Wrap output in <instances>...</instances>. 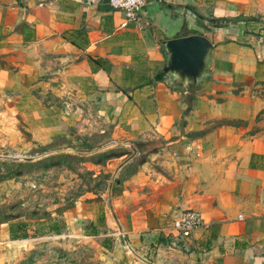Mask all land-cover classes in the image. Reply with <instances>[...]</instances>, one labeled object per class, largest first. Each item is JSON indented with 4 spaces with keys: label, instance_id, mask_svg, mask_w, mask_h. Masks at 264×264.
<instances>
[{
    "label": "crops",
    "instance_id": "0c3cea01",
    "mask_svg": "<svg viewBox=\"0 0 264 264\" xmlns=\"http://www.w3.org/2000/svg\"><path fill=\"white\" fill-rule=\"evenodd\" d=\"M261 17L264 0H147L123 26L107 0H0V94L22 101L30 125L94 136L101 150L154 144L110 189L100 223L96 204L78 201L113 263L264 264ZM189 34L214 46L206 75L181 86L161 71V42ZM187 208L203 225L180 238L171 220Z\"/></svg>",
    "mask_w": 264,
    "mask_h": 264
},
{
    "label": "rangeland",
    "instance_id": "374dc122",
    "mask_svg": "<svg viewBox=\"0 0 264 264\" xmlns=\"http://www.w3.org/2000/svg\"><path fill=\"white\" fill-rule=\"evenodd\" d=\"M21 105L0 94V264H116L109 247H102L104 234L90 235L91 226L84 225L90 216L78 213V201L94 202L100 223L110 214V189L119 194L117 184L154 144L138 139L101 150L94 136L74 143L70 129L47 134L30 125ZM120 152L125 153L107 158ZM111 225L105 229L120 236ZM23 233L27 237L13 238Z\"/></svg>",
    "mask_w": 264,
    "mask_h": 264
},
{
    "label": "water",
    "instance_id": "95a60500",
    "mask_svg": "<svg viewBox=\"0 0 264 264\" xmlns=\"http://www.w3.org/2000/svg\"><path fill=\"white\" fill-rule=\"evenodd\" d=\"M165 63L161 71L181 86H194L209 69L212 42L202 34L168 38L161 42Z\"/></svg>",
    "mask_w": 264,
    "mask_h": 264
},
{
    "label": "built area",
    "instance_id": "2783aa9c",
    "mask_svg": "<svg viewBox=\"0 0 264 264\" xmlns=\"http://www.w3.org/2000/svg\"><path fill=\"white\" fill-rule=\"evenodd\" d=\"M111 8L123 11L125 19L123 26L130 22L140 23L142 13L147 5V0H107ZM257 22L264 25V18L261 17ZM173 155H176L173 153ZM203 225L202 215L198 210L187 208L176 212L172 217L170 229L180 238H188L193 231Z\"/></svg>",
    "mask_w": 264,
    "mask_h": 264
},
{
    "label": "trees",
    "instance_id": "16d2710c",
    "mask_svg": "<svg viewBox=\"0 0 264 264\" xmlns=\"http://www.w3.org/2000/svg\"><path fill=\"white\" fill-rule=\"evenodd\" d=\"M252 20H256V19H252ZM258 20V19H257ZM217 26H219V27H222L223 25L222 24H217ZM156 78L157 79H161L162 78V73H159L158 75H156ZM88 150H91V148H89ZM112 149H108V150H105V151H101L102 153H105V152H109V151H111ZM125 152H120V153H110L108 156H107V158H111V157H118V156H120V155H123ZM132 164V163H131ZM138 164H139V162H138ZM138 166V165H137ZM133 172H135V169L133 170ZM132 172V173H133ZM20 228H21V226H20ZM25 237H27V235H26V233H23L22 235H20V236H13V238H25Z\"/></svg>",
    "mask_w": 264,
    "mask_h": 264
}]
</instances>
